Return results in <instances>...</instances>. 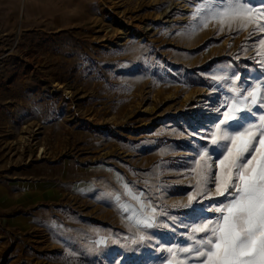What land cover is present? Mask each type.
I'll list each match as a JSON object with an SVG mask.
<instances>
[{"label":"rangeland","instance_id":"374dc122","mask_svg":"<svg viewBox=\"0 0 264 264\" xmlns=\"http://www.w3.org/2000/svg\"><path fill=\"white\" fill-rule=\"evenodd\" d=\"M28 1L0 0V264H167L163 249L186 246L193 222L173 205L195 194L194 158L231 81H264V32L204 27L201 0ZM125 182L175 231L133 244L132 210L113 198L139 211Z\"/></svg>","mask_w":264,"mask_h":264},{"label":"snow or ice","instance_id":"6c2138e0","mask_svg":"<svg viewBox=\"0 0 264 264\" xmlns=\"http://www.w3.org/2000/svg\"><path fill=\"white\" fill-rule=\"evenodd\" d=\"M250 2L201 0L193 18L199 16V23L204 27L209 19H216L221 24V32L225 22L231 30V24L237 20L242 27L244 22H256L264 32V7H249ZM260 4L264 5V0ZM195 31L194 27L193 34ZM259 44L264 45V38ZM212 79L227 81L228 77L213 76ZM239 80L235 76L231 81L232 96L225 101L223 118H218L208 143L201 146L203 150H197L191 168L196 181L192 186L195 194L188 195L187 204L173 205L190 209L185 218L193 222L185 225L186 246L163 249L168 253L163 258L167 264H264V112L260 111L264 110V81L242 88L236 86ZM122 186L123 195L139 205L137 211L131 204L122 202L121 194L113 197L122 212L132 210L127 220L130 228L136 230L133 244L150 239L147 229L171 227L175 231V216L163 211L158 213L151 200L145 203L143 192L133 191L130 182ZM203 200L218 202L205 207ZM209 209L217 215H201ZM160 216H166L171 225L158 222ZM103 242L101 238L99 243Z\"/></svg>","mask_w":264,"mask_h":264},{"label":"bare ground","instance_id":"6f19581e","mask_svg":"<svg viewBox=\"0 0 264 264\" xmlns=\"http://www.w3.org/2000/svg\"><path fill=\"white\" fill-rule=\"evenodd\" d=\"M24 1H25V0H24ZM28 2H29V5H30V6H34V5H35L36 7L40 8L39 6L41 5V0H29ZM35 6H34V7H35ZM58 86L61 87L62 84L59 83ZM193 93H194V92H192V91L188 92L187 95H186L185 98H184V101H185V102L189 101V100L192 98ZM20 140L23 141V142H25L26 138L21 137ZM37 151H38V157H41L42 154H43V152H44V149L41 147V148H38Z\"/></svg>","mask_w":264,"mask_h":264},{"label":"crops","instance_id":"0c3cea01","mask_svg":"<svg viewBox=\"0 0 264 264\" xmlns=\"http://www.w3.org/2000/svg\"><path fill=\"white\" fill-rule=\"evenodd\" d=\"M262 112H264V110Z\"/></svg>","mask_w":264,"mask_h":264}]
</instances>
